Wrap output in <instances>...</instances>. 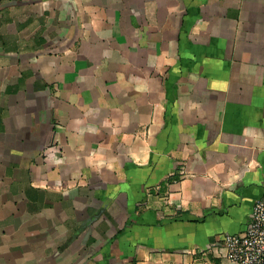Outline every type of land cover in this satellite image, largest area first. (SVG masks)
I'll return each mask as SVG.
<instances>
[{"label": "crops", "instance_id": "obj_1", "mask_svg": "<svg viewBox=\"0 0 264 264\" xmlns=\"http://www.w3.org/2000/svg\"><path fill=\"white\" fill-rule=\"evenodd\" d=\"M264 194V0H0V264H233Z\"/></svg>", "mask_w": 264, "mask_h": 264}, {"label": "built area", "instance_id": "obj_2", "mask_svg": "<svg viewBox=\"0 0 264 264\" xmlns=\"http://www.w3.org/2000/svg\"><path fill=\"white\" fill-rule=\"evenodd\" d=\"M233 264H264V194L252 205L244 231L227 233L209 246Z\"/></svg>", "mask_w": 264, "mask_h": 264}]
</instances>
